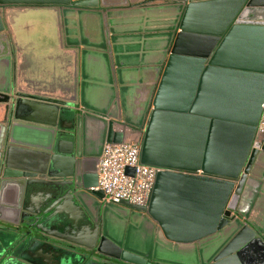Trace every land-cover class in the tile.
Listing matches in <instances>:
<instances>
[{
    "label": "water",
    "instance_id": "obj_1",
    "mask_svg": "<svg viewBox=\"0 0 264 264\" xmlns=\"http://www.w3.org/2000/svg\"><path fill=\"white\" fill-rule=\"evenodd\" d=\"M150 1L0 0L1 35L10 7L55 6L64 38L82 37L84 46L72 95L24 90L13 75L15 49L0 59L8 76L0 84V225L20 245L12 258L5 247L1 264H33L24 257L43 249L75 264L80 247L120 264H264V212L250 222L241 210L264 193V0ZM86 14L97 17H78ZM76 104L112 118L118 104L117 117L141 133L140 161L165 168L147 205L122 201L130 210L121 213L99 202L104 142L89 153L80 117L67 126ZM102 122L105 142L123 141L114 119ZM92 199L100 217L90 235L70 215ZM108 206L115 228L132 220V246L104 231Z\"/></svg>",
    "mask_w": 264,
    "mask_h": 264
},
{
    "label": "crops",
    "instance_id": "obj_2",
    "mask_svg": "<svg viewBox=\"0 0 264 264\" xmlns=\"http://www.w3.org/2000/svg\"><path fill=\"white\" fill-rule=\"evenodd\" d=\"M6 34L10 37L11 47L16 51V61L13 68L15 82L27 91L31 89L44 91L56 96L70 94L78 89L76 72V57L83 49L82 37L70 36L64 38L62 14L58 7L43 6L35 9L26 7H10L6 13ZM84 21L94 22L96 15H80ZM77 17V18H78ZM80 20V18H78ZM17 22V23H16ZM16 25V27H15ZM89 27H94V24ZM83 28H87L84 22ZM15 42V43H14ZM10 47V48H11ZM116 115L103 116L95 112L84 110L79 104L74 107V114L69 118V128H73L75 116L80 117V130L83 138V147L89 153H98L105 142L104 124L102 119L115 120V128L124 131L123 141H137L135 132L126 126L117 115L120 113L118 104L112 107ZM71 119V120H70ZM138 132V130H135ZM140 133V132H139ZM141 135V133H140ZM122 141V142H123ZM103 147V149H104ZM252 207L259 203L255 198ZM85 207L90 219L100 217L98 205ZM251 201V198L249 199ZM248 201V202H249ZM101 203V199L99 200ZM103 203V202H102ZM257 212V211H256ZM256 212H251L256 214ZM257 218L262 214L258 213ZM112 219V218H111ZM112 223L111 221L108 223ZM18 264V263H15Z\"/></svg>",
    "mask_w": 264,
    "mask_h": 264
},
{
    "label": "built area",
    "instance_id": "obj_3",
    "mask_svg": "<svg viewBox=\"0 0 264 264\" xmlns=\"http://www.w3.org/2000/svg\"><path fill=\"white\" fill-rule=\"evenodd\" d=\"M257 131L264 135V105ZM127 167L132 173L126 172ZM164 169L140 161L139 141L109 143L100 156L93 189L103 193V203L147 205L156 174Z\"/></svg>",
    "mask_w": 264,
    "mask_h": 264
},
{
    "label": "flooded vegetation",
    "instance_id": "obj_4",
    "mask_svg": "<svg viewBox=\"0 0 264 264\" xmlns=\"http://www.w3.org/2000/svg\"><path fill=\"white\" fill-rule=\"evenodd\" d=\"M150 4H155V3H167L168 1L165 0H152L150 1ZM146 3V1H145ZM10 37H8V34H6L5 30H4V35L0 34V59L6 57V53L11 52V49L14 48L11 47V41L9 39ZM15 43V42H14ZM11 47V48H10ZM2 61V60H0ZM7 69L6 67L3 65V63L0 62V84H4L6 85L7 83ZM72 115V114H71ZM132 132H135L136 134V139L140 137V133L139 131H135V130H131ZM139 139H137L138 141ZM264 165V164H263ZM257 174L260 175L263 178V181L261 182V186L260 189H264V166L259 167V169H257ZM259 194V193H258ZM40 196L39 193L33 194L31 197V201H30V207L32 209H36L39 207V203H40ZM257 199L259 201V203H256L254 207H252V203L251 201L243 204L242 206V211L244 212V214L246 213L247 216V220L252 222L253 220H258L257 218V214L258 213H263L264 212V193H261L257 196ZM257 211V212H256ZM251 212H256V214L251 213ZM233 215H235V213H232ZM245 215V216H246ZM236 216V215H235ZM70 218L73 219L76 222H82L84 221L85 223V231L87 232V234H93V228L91 226V224H93V222L97 223L99 220V217H97V219H93L91 220L88 216V214L85 211H81L80 209H77L74 213H72L70 215ZM66 237H70L68 235H64ZM75 237V236H72ZM71 237V238H72ZM18 240L17 236H13L8 232H5V230H3L1 228L0 225V253H2L1 251H3V249L5 247H8V250H10V254L11 258L12 256H14L15 253L18 252L19 246L17 247L18 249L14 248V243ZM148 243V241H147ZM149 244V243H148ZM44 248V247H43ZM81 249V253L80 255H76L75 259H73V262L75 264L81 263V264H120L117 263L116 261H113L112 259H109L107 257H104L102 255H100L97 252H93V258H91V255H89L90 251L87 250L86 248L80 247ZM7 254V251L5 252V255ZM8 257V255H6ZM3 257L0 256V264L2 263V261L4 259H2ZM5 258V257H4ZM25 259H27L28 261H30L29 263H33V264H71L70 262H64L62 255L56 252H51V251H47V249H43V251H37L34 252L32 251V253L30 254H26V256L24 257ZM6 261V260H4ZM12 264V263H9ZM15 264V263H13Z\"/></svg>",
    "mask_w": 264,
    "mask_h": 264
},
{
    "label": "rangeland",
    "instance_id": "obj_5",
    "mask_svg": "<svg viewBox=\"0 0 264 264\" xmlns=\"http://www.w3.org/2000/svg\"><path fill=\"white\" fill-rule=\"evenodd\" d=\"M156 20H157V26L160 27V24L163 22L162 21V17H158ZM171 23L173 24V21H171ZM15 27H16V25H15ZM166 32H170V31L166 30ZM112 204H114V203H112ZM115 205H116L115 209L117 211L119 210V212H121V213H127V212L129 213L130 208L122 206L120 203L119 204H115ZM110 208L111 207H109V206L106 208V214L104 216V218H105L104 231L107 234H109V232H110V233H112V235L118 234L120 232L119 235H120V239L122 240L121 243L125 242L124 239H125V236H127L126 246H132L133 245V243H132L133 241L131 242L130 239L131 240L133 239V235H134L133 232H136L134 230L133 226H132L133 225L132 220H129L128 217H122V219H120L118 217L119 219H118V222H117V227L115 228L114 227L116 225L115 223H110V224L107 223V217L106 216L109 214ZM109 228H110V231H108ZM142 231H143V228L140 227L139 233L142 232ZM138 235L140 236V234H138Z\"/></svg>",
    "mask_w": 264,
    "mask_h": 264
}]
</instances>
